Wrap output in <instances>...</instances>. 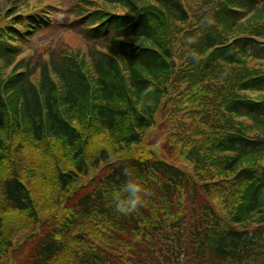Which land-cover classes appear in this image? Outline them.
Wrapping results in <instances>:
<instances>
[{"label": "trees", "instance_id": "obj_1", "mask_svg": "<svg viewBox=\"0 0 264 264\" xmlns=\"http://www.w3.org/2000/svg\"><path fill=\"white\" fill-rule=\"evenodd\" d=\"M37 1L0 2V264H264V0Z\"/></svg>", "mask_w": 264, "mask_h": 264}, {"label": "rangeland", "instance_id": "obj_2", "mask_svg": "<svg viewBox=\"0 0 264 264\" xmlns=\"http://www.w3.org/2000/svg\"><path fill=\"white\" fill-rule=\"evenodd\" d=\"M32 1L35 2V3L38 2L37 0H32ZM198 1L199 0H189V4L193 5V6H196L195 4H197ZM74 2H75V0H44V3L47 4L48 6L53 5L56 8H58V10L55 9L54 11L61 12V13H59L57 15V18L63 17L62 14L65 12L66 9L69 8L68 5H72ZM54 11H53V15L51 16L52 19H54V17H55ZM55 35H63L61 29L55 28V29H51V30H49V31H47L45 33L44 32L40 33L38 36H35L33 38V41L30 42V44L33 45V46H37L40 42L41 43L51 42L52 39H54L53 37ZM65 36L66 37H70L72 40L75 37V35L72 32H70V35L66 34ZM76 39L77 38L74 39V43H76V41H78V39L77 40ZM172 129H175V128H172ZM150 142L152 144L157 145L159 148H169V144H170L171 141L169 140L168 129H164V130H160L159 129V131L152 136V138L150 139ZM173 149L174 150L171 151L170 153H168L169 152L168 150H167L168 152L166 150H164V153L161 152V156L162 157L166 156L165 158L167 160L169 158L170 161L174 160V162L179 163L178 162L179 159L176 158L175 157L176 154H174L175 153V149L176 150H178V149L177 148H173ZM173 154L175 156H173ZM13 258H14L13 264H27L26 260H21V259L17 258L16 256L13 257Z\"/></svg>", "mask_w": 264, "mask_h": 264}, {"label": "clouds", "instance_id": "obj_3", "mask_svg": "<svg viewBox=\"0 0 264 264\" xmlns=\"http://www.w3.org/2000/svg\"><path fill=\"white\" fill-rule=\"evenodd\" d=\"M119 166L120 161H114ZM123 176L127 179L121 183L118 189L112 195L114 211L122 216H127L138 211L143 207L146 198L151 195L145 185L138 179L133 178L132 171L125 167Z\"/></svg>", "mask_w": 264, "mask_h": 264}]
</instances>
